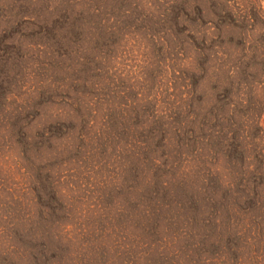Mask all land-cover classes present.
<instances>
[{
    "label": "rangeland",
    "instance_id": "374dc122",
    "mask_svg": "<svg viewBox=\"0 0 264 264\" xmlns=\"http://www.w3.org/2000/svg\"><path fill=\"white\" fill-rule=\"evenodd\" d=\"M228 75L260 112L264 0H0V264H264L210 200Z\"/></svg>",
    "mask_w": 264,
    "mask_h": 264
},
{
    "label": "trees",
    "instance_id": "16d2710c",
    "mask_svg": "<svg viewBox=\"0 0 264 264\" xmlns=\"http://www.w3.org/2000/svg\"><path fill=\"white\" fill-rule=\"evenodd\" d=\"M49 25V24H48ZM232 75L225 77L224 97L214 103L208 114L212 128L218 136L210 142L215 161L223 163L228 173L220 176L212 187L211 199L233 197L234 206L246 200L251 210L264 211V103L256 107L258 86L248 84L245 88ZM249 76H246V78ZM258 100V99H257ZM259 103V102H258ZM246 104V106H244ZM214 171H209L212 174ZM229 202V201H228ZM224 206V204H222ZM230 205V204H229Z\"/></svg>",
    "mask_w": 264,
    "mask_h": 264
}]
</instances>
